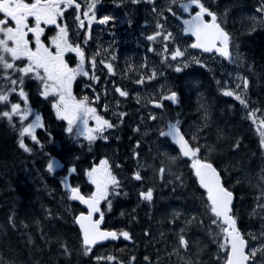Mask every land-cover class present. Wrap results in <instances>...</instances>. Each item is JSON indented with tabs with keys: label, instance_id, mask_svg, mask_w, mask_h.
I'll use <instances>...</instances> for the list:
<instances>
[{
	"label": "rangeland",
	"instance_id": "obj_1",
	"mask_svg": "<svg viewBox=\"0 0 264 264\" xmlns=\"http://www.w3.org/2000/svg\"><path fill=\"white\" fill-rule=\"evenodd\" d=\"M116 2L118 3L115 6L117 10H120L125 2L129 4L128 8H130V11L136 13L140 11L139 14L144 17L145 21L143 24L137 25V30L144 32L146 35L145 37L139 36L138 32H136V34L132 28L126 26L118 27L125 20H128V23L133 21V15L128 14L130 11L125 15L117 14L118 28L116 29V46L114 51L118 58L114 61L112 59L108 60L113 65L114 74H109L107 68L99 63L101 60L108 62V57H105L104 53L101 52L92 55L83 48L86 58L95 56L97 61L94 70L88 64H86V69L90 74L94 71L96 76H98L97 73L99 72L101 77L98 76L99 81L94 82L88 77L82 76L86 80L84 84H80L79 86L80 89H83V92H77L74 93V95L78 99L88 96L90 101H93L92 106L97 109L98 114L103 118L108 119L115 125V127L107 129L104 133V135L108 137L107 140L97 139L91 144L81 136H72L70 147L74 146V148H71L75 150L73 153L80 154L81 158L82 156L88 157V159L85 161L86 163L79 162L74 164L69 161L68 163H72V165L65 167V169L68 170L65 177L69 178V175L71 174L69 169L74 167L76 169L74 174L79 170L80 177H78V180L80 178L81 183L86 186L89 191L88 193L90 194L94 191V186L88 182L85 172L92 167V164H94L92 161H94V159H107L113 174L121 183V188L119 189L120 195H113L110 197L111 208L109 209L108 205L103 203L102 210H104V213L107 216V222L109 223L108 226H115L112 224L117 223L118 227L122 228V230H129L132 232V229L129 226L135 224V227L139 228L140 223H143L144 221L140 220L139 222L138 220L141 216H146L148 219L145 220L144 233H147V235L145 234V240L141 243L140 241L143 239V236L137 235V233L134 232L135 234L130 242L122 241L121 245H118L119 247H96L90 253L95 255L93 259L96 262H102V264L103 262L109 264V262L106 260L97 261L96 257L113 255L117 257V261L113 262V264H169L172 261H174V264H179L178 259L181 260L183 264H185L187 260H191L193 264H225L226 256L224 251L219 247V244L223 242V237L216 235L218 230L215 226L211 225L209 212L206 211L205 218L204 216H200V207L204 206L206 210V192L198 193V202L193 205L189 216L183 217L182 220L184 223L186 219L195 218L194 221L199 224L198 232L196 234H188L190 243L187 251L184 249H177L178 238L176 234L181 228H185L186 232L189 233L191 232V228L185 223L184 225L180 224L177 220L175 223L172 222L174 213L182 214V204H176L177 206L175 207L171 203L169 206L170 208L166 209L163 208V204L164 200L171 201L172 195L169 194L176 191L178 187L181 189V193L178 194L180 198L187 199L190 197L185 194L184 191L188 189L187 183L189 181L185 180L184 177L188 174V169H190L188 166L191 163H186V165L179 163L176 169V165L171 157H179L178 149L176 148V150L174 148V144L170 139L161 138L158 135V132L163 127L164 123L178 119L182 126V131L186 132L190 138L193 136L196 137V140H193V144L202 148V151L199 153V158H202V155L206 152L203 150L205 145H201L202 139H204L203 136L205 135L204 133L202 135L200 132L203 131V127L207 122L203 125L200 121L201 119L185 118L183 113L178 110L179 106H177V109L176 107L172 108L171 106H168L171 102L167 100H165L167 103L162 109L154 108L148 103L149 99H153L158 95H167L170 91L175 90V81L172 79L171 71L176 73L174 69L177 66V62L168 59L165 63H162V60L168 55V53H164L163 51L165 42L162 37H158L155 41H149L147 40V36L153 35L158 30L156 27L157 23H160L163 25L165 32H171L173 34V40L168 42L170 51L179 46L182 50L186 51V57L188 59L196 57L202 62L203 66L194 63L199 66V68L191 69L186 67L183 69L182 73L184 74L186 83L183 88L184 98L191 99V89L196 91L195 93L197 94V97H205L204 95L202 96L199 91L201 83H203L201 77L205 70H208V72H216L221 77L226 78V81L223 83L224 91H241L242 89H237L236 86L241 83V78H244L245 73L243 70L258 65L262 67L260 68L262 70L261 73L264 71V63L262 64L260 63V60H256L259 55L254 56L252 53L255 49L249 46V44L252 43L253 38H257L262 34L264 35L263 29H261L262 24L264 23L259 24L261 23V13L257 12V3H259L260 6V0H255L253 7H249L242 1L239 2L238 0H231L230 2L203 0L205 6L217 15L219 23L228 30L232 36L230 40L232 60H227L214 53L202 54V51L191 48L190 45L193 42V38L191 36H186L182 30L183 24H181L180 20L166 11L167 7L170 5V0H151V2H149V0H138L137 3H133L132 0L113 1V3ZM102 7L106 6L102 5ZM153 8H156L163 14L159 15L156 12H153ZM174 10L178 12L179 16L186 15L178 8L174 7ZM253 18H255V21ZM137 19L141 21L139 18ZM257 30L258 33H255L257 37H255L252 33ZM242 36L244 39H242ZM250 48L252 49L250 50ZM149 49L153 50L149 51ZM250 51L252 52L250 53ZM249 55V59H246ZM251 55L254 57H251ZM24 63H26V61H24ZM221 68L225 70L223 71ZM153 69H156L158 72L156 79L146 80L144 84H137L135 82L140 79L141 76L149 75ZM207 74L208 73H206V75ZM261 78L262 77H257L256 79L259 81ZM247 80L248 88L243 90V95L248 102V108L241 105L234 97L227 96L230 99V107L233 109V112L242 113V116L247 115L244 113L246 111L259 110L264 106V89L258 86L257 82H254L251 79ZM114 86L124 88L129 92V96L127 98L120 97L118 93L115 92ZM90 92H93V94L90 95ZM175 92L180 99V91ZM96 96H99V100L94 99ZM137 97H139V103L137 102ZM116 101H119V105H117ZM202 104L205 103L202 102ZM105 105H108L107 110H105ZM120 112L126 113L127 115L124 117L129 118L126 125L127 129L129 126L133 130L139 129V134L143 136L142 141H134L136 146L134 147V153L138 152L136 149L139 147H137V141H139L141 146L144 145L147 147V150L153 159L159 161V158H161L163 167H166L165 170L169 174L175 172L174 175L164 174L161 178L159 172L156 173L155 177L151 175L147 177L140 173L143 179L137 181L133 179V173L136 171L133 168L134 163L130 162V164L125 165V163L122 164L117 161L120 157L119 149L116 148V150H114L113 148L114 146H118L120 128H125L126 123L124 117L122 119L119 117L118 113ZM151 115H155L157 119L155 121L149 119ZM212 116L213 115H211L212 120L209 119V124L211 125L214 120H221L226 123L225 120H230L231 118L227 113H224L223 115L222 110L218 111L214 120ZM33 118L34 117L29 116L28 120H26V126ZM258 122L259 119L257 114L256 123ZM89 125L94 126V121L90 120ZM37 129H35V132ZM114 136L117 138L115 139ZM257 139H259L260 143L261 136L259 132H257ZM204 140L208 142V140ZM152 146H158L159 148L162 146L163 149H161V152L157 155ZM91 147H95V149L97 148L98 150H89ZM174 150L176 151L174 152ZM96 151H98V154ZM91 156H93L92 159L90 158ZM64 158L66 159L65 155ZM144 158H148V156L145 151H142L139 153V159L135 158V160L138 164H141L142 159ZM247 158V162L255 159L256 166H243L244 168H241L242 170L240 174V171H238L240 162L237 167H235L234 163L231 169L233 170L232 175L226 173L228 186L226 188L231 190L232 188H236L235 184H237L240 191L242 190L241 192L238 191L240 197L239 205L237 208H234L235 210L242 211V215L236 214L239 217V219H237V222H239L237 227L241 233L247 234L246 239L249 242V246L254 248L264 244V238H260V234L264 232V211L256 209L257 203H264V200H257V197L261 193V185L263 184L259 183L258 179H261V177L264 176V172L260 171V163L256 160L254 152H251ZM50 160L55 159L51 156ZM113 165L117 167V169L115 168L117 172H114ZM63 168L64 167L55 168L54 170H62ZM231 170L229 171L231 172ZM170 176L173 177L171 178ZM177 177H180V179L178 180ZM144 180H146V183L140 184ZM80 188L82 189V187ZM148 188L154 190L153 200L151 202L143 201L139 197L140 191L147 190ZM247 188H249L248 192H246ZM255 188H257V192H253ZM252 197H254V199H251ZM243 198L246 202H242ZM127 200L130 201L129 206H125ZM181 203H183V201H181ZM130 208L132 209V219H135L128 221V217L121 213L124 209L129 210ZM253 209H256L255 213L253 212ZM119 214H121V217H119ZM198 216L200 217L198 218ZM210 228L212 234L209 232ZM252 236H257L258 239L253 240ZM173 249H177V252H174ZM133 257L135 259H133ZM145 257H148V259L146 260ZM181 257H183V259ZM255 264H264V253L258 254Z\"/></svg>",
	"mask_w": 264,
	"mask_h": 264
},
{
	"label": "snow or ice",
	"instance_id": "obj_2",
	"mask_svg": "<svg viewBox=\"0 0 264 264\" xmlns=\"http://www.w3.org/2000/svg\"><path fill=\"white\" fill-rule=\"evenodd\" d=\"M97 2L98 0H83L84 7L82 8L78 0H0V104L8 108L6 111H0V116L7 118L10 122L14 118H18L22 125L29 116L34 117L27 126H22L20 129L19 146L25 151H31V149L25 145L24 137L30 136L33 141L39 143L34 133L35 129L43 127L41 116L30 107L28 94L24 90L26 79H34L39 82V94L45 99L55 97L51 106L55 110L57 118L67 122L65 131L68 134L81 136L91 144L97 139L107 140L108 137L104 133L107 129L115 127L108 119L98 114L97 109L92 106L93 101H90L88 96L78 99L73 94V81L78 76H86L94 82L99 81V77L95 75L94 71L90 74L86 69V64H88L94 70L97 61L95 56L86 58L81 46L70 42L67 25L58 23V20L64 17L65 12L72 8L75 9V20L80 28L85 27V21H87L90 29L93 22L106 24L114 19L111 16H103L98 19L95 11ZM132 2L137 3L138 0H132ZM174 7L190 15L189 19L182 20V30L185 34H191L195 37V42L190 45L191 48L200 49L206 53L215 52L227 60H232L230 36L221 27L217 15L205 6L203 0H170V5L166 11L177 19H181ZM153 12L159 15L163 14L156 8H153ZM257 12L264 14V3L257 8ZM206 15L211 17L210 21L205 20ZM253 20L255 21V18ZM260 22L264 23V20ZM48 25H55L57 32L48 39V43H45L44 26ZM156 27L158 30L153 35H148L147 40L155 41L158 37H162L165 42L163 51L168 53L162 63L168 59L177 62L174 69L176 72L183 71L190 63L202 65V62L196 57L188 59L186 51L179 46L170 51L168 42L173 40V34L165 32L160 23H157ZM30 35L31 39H29ZM88 38L90 37L86 33L85 43H87ZM152 50L149 49V51ZM66 53H75L78 58L75 67L69 66L65 59ZM24 61L26 63H23V66H18V62ZM99 63L107 68L109 74H114L113 65L110 62L101 60ZM157 75V70L153 69L149 75L141 76L135 82L144 84L146 80L156 79ZM236 87L242 90H226L223 95L234 97L241 105L248 108V102L243 95V90L248 88L247 78H241V83ZM114 88L120 97L127 98L129 96V92L124 88L120 86H114ZM13 94L19 97L18 102H10V96ZM94 99L99 100V96ZM165 100L171 101L173 104L179 103L175 91H170L167 95H158L149 99L148 103L154 108L162 109ZM137 102L139 103V97H137ZM116 103L119 105V101ZM107 108L108 105H105V110ZM258 111H248L246 118L256 123ZM118 115L122 119L127 114L120 112ZM149 119L155 121L157 117L151 115ZM90 120L94 121V126L89 125ZM257 131L261 136V146L264 147V119H259ZM158 135L161 138L170 139L178 147L179 156L191 159V168L198 178L200 187L206 192V211L210 213L211 225L218 230L216 235L223 237V242L219 244V247L226 256L225 264H255L258 254L264 253V244L259 247H250L248 240L238 229L237 219L233 214V192L224 187L220 173L213 163L199 158L202 148L192 143L196 137H187V134L182 131L178 119L164 123ZM138 146L139 141H137ZM134 158L139 159L138 152L135 153ZM176 158L171 157L173 161ZM59 166L55 160H49L47 169L52 172ZM75 171L74 167L69 169L70 173ZM164 174L165 168L161 166L159 175L162 178ZM85 175L88 182L94 186V191L89 195L83 194L79 186H72L67 177L61 183L65 188L67 199L79 201L87 207L86 213L81 212L74 219L75 224L80 229L84 254L87 255L92 251L93 246L100 242L109 239L116 240L121 237L130 240L131 236L129 232L124 230L115 231L101 228L104 220L101 204L102 202L106 203L110 209V197L120 195L119 189L121 188V183L113 174L109 161L101 159L98 165H93L86 170ZM133 179L137 181L143 179L139 170L133 173ZM177 179L179 180L180 177ZM261 180H264V176L261 177ZM153 192L152 188L142 190L139 197L143 201L151 202ZM257 200H264V184L261 185V193ZM256 209L264 211V203H257ZM256 209H253L254 213ZM96 214L99 218H94ZM179 218L180 213H174L172 222L175 223ZM194 219H188L186 224H192ZM209 232L212 234L211 228ZM145 234L147 235V233ZM176 235L178 238L177 249L187 251L190 241L185 228H181ZM260 238H264V232L260 234ZM252 239L257 240L258 237L252 236ZM61 247L65 253L70 254L65 244H62ZM177 249H173V251L177 252ZM181 258L183 259V257ZM96 259L97 261L106 260L109 264L117 261V257L113 255L96 257ZM133 259L135 258L133 257ZM145 259L147 260L148 257ZM185 264H193V262L187 260Z\"/></svg>",
	"mask_w": 264,
	"mask_h": 264
},
{
	"label": "trees",
	"instance_id": "obj_3",
	"mask_svg": "<svg viewBox=\"0 0 264 264\" xmlns=\"http://www.w3.org/2000/svg\"><path fill=\"white\" fill-rule=\"evenodd\" d=\"M220 1L230 2L231 0ZM238 1H242L249 7H253L255 4V0ZM262 3L264 0H260V4ZM258 6L259 3H257V8ZM255 33H258V30L252 33L253 36L257 37ZM242 39H244L243 36ZM249 46L255 49L252 53L254 56L259 55L256 60H260V63L263 64L264 35L253 38ZM253 55L251 57H254ZM249 57L250 55L246 59ZM23 63L18 62V66H23ZM187 68L196 69L199 66L190 63ZM260 68L262 67L258 65L246 68V78L251 77L255 82L256 78L261 75L262 70ZM221 69L223 70V68ZM206 73L208 74L206 75ZM171 76L175 81L174 91H180L181 95H179V105L169 101L171 103L168 106L176 107V109L179 106L178 110L183 113L185 118L201 119L203 125L208 123L200 132L202 135L204 133L203 138L208 140L206 142L202 139L201 145L206 147L203 148L206 152L202 158L212 162L215 167H221L219 169L224 179V185L227 186L226 173L232 175V165L234 163L235 167L239 165L242 158L240 155L242 147L247 156L251 152H255L256 140L253 137V128L248 125V122L244 124L238 119L239 112H233L230 107V99L223 95L221 88L224 86L223 83L226 78L221 77L216 72L205 70L201 77L203 83L199 88L200 93L205 97H197L196 91L191 89V99H189L183 97V88L186 83L182 71L176 73L171 71ZM24 90L28 94L30 107L41 116L43 127H39L35 132L39 143L33 141L31 137H24L26 146L31 149V151H25L19 146V140L21 138L20 129L22 126H26L27 121L23 122L22 125L18 118H14L10 122L7 118L0 116V264H100L93 259L95 255L84 254L80 230L74 223L75 216L83 208L78 202L67 199L65 188L61 183L68 172L65 167L71 166L72 163H86L88 157L82 156L81 158L80 154L73 153L75 150L71 148L74 146L70 147L72 135L65 131L67 122L58 119L51 106L55 98L48 97L45 99L42 97L39 94V82L34 79L25 80ZM18 101L17 95L10 96V102ZM202 105L203 107H201ZM6 110L8 108L0 104V111ZM220 110H222L223 115L227 113L231 117L230 120H225L226 123L221 120H214L212 125L209 124L210 114L215 119ZM243 134H245L246 139H243ZM139 135V131L133 130L130 126L128 129L126 126L121 128L120 135H118V146L113 148L114 150L119 149V160L123 156L134 158V147H136L134 141H140ZM187 137H189L188 134ZM136 150L138 153L142 152L139 147ZM147 153L150 158H153L148 150ZM51 156L63 160L65 167L62 170L49 172L47 164ZM90 158L92 159L93 156ZM69 161L72 163H68ZM79 174V170L75 174L71 173L68 182L71 185L82 187V192L89 195L86 186L81 183L80 178L78 180ZM190 180L192 181V179ZM235 186L236 188L231 190L235 193L236 203L234 206L237 208L240 201L238 192L240 189L237 184ZM184 191L190 197H196L195 194L199 197L198 193L205 192L199 187L188 188ZM233 212L236 219H239L237 215H242L241 210L234 209ZM121 214L126 215L128 221L135 219H132L131 208L129 210L124 209ZM140 220H142L141 217L138 221L140 222ZM106 226L110 227L108 223ZM129 227L137 229L132 225ZM142 227V223H140L139 228ZM114 228L120 227L114 226ZM62 244L67 246L70 254L64 252L61 247ZM113 244L115 243L108 242L96 247L109 248Z\"/></svg>",
	"mask_w": 264,
	"mask_h": 264
},
{
	"label": "flooded vegetation",
	"instance_id": "obj_4",
	"mask_svg": "<svg viewBox=\"0 0 264 264\" xmlns=\"http://www.w3.org/2000/svg\"><path fill=\"white\" fill-rule=\"evenodd\" d=\"M113 1L114 0H103V1L102 0H98V2L96 4L95 11H96V16H97L98 19L102 18L103 16H111V17L114 18V19L110 20L106 24H100L98 22H93L91 27H90V29H89V27L87 25V21H85V27L84 28H80L78 26V23L75 20L76 13H75V9L74 8L68 9L65 12L64 17L62 19L58 20L59 24L67 25V27L69 29L70 42H72L73 44H79L81 46L82 50L84 48L86 51H88V53L90 52L92 55L99 54L101 52L104 53V56L108 57L107 61L109 59H112V57H115V59L118 58L116 56V52L114 51L115 50V46H116V43H115L116 42V39H115L116 38V32H117L116 29L118 27L126 26V27H129V28H132V30L135 33L138 32L139 36L145 37V35H146L144 32L137 30V25H141L145 21L144 17L141 14H139L140 11H138V13L130 11V8H128L129 4H127L125 2L123 4V6H121L120 10H117L115 8V6L118 3L117 2L113 3ZM78 2L81 3V6L83 8L84 7L83 0H78ZM102 5H105L106 7H102ZM129 11H130V13H128ZM118 13L121 14V15H125L126 13L132 14L133 15V21L131 23H128L129 21L125 20L124 22H122L121 25L118 26V15H117ZM185 14H186L185 16H189L188 13H185ZM137 18H139L141 21H139ZM30 23H32L31 20H30ZM128 25H130V26H128ZM44 27H45L44 40H45V43H48V39L56 34L57 28H56L55 25H48V26H44ZM86 33L90 37V38L87 39V43H85ZM29 39H31V35L29 36ZM216 54H218V53H216ZM65 59L68 62L70 67H75L76 63L78 62V58L76 57L75 53H66L65 54ZM115 59H112V60L114 61ZM243 71L245 73V70H243ZM99 74L100 73L98 72L97 75L99 77H101V75H99ZM259 77H262L261 80L259 79V81H256V82L258 83V86H260V87H262L264 89V71H263V74L261 73V75ZM244 78H246L245 75H244ZM85 81H86L85 78L82 77V76H78V78H76V80L73 81V94L77 93V92H80V93L83 92V89H80L79 86H80V84H84ZM92 94H93V92H90V95H92ZM163 104L165 106V102H163ZM244 113L246 115L247 111L244 112ZM257 114H258V119H264V106H262L259 109ZM246 116H242V113H239V118L238 119H240L244 124L246 122H250L251 127L253 128L252 129L253 137L256 140L254 155H255L256 160H258L259 163H260V166H259L260 167V171L264 172V147L261 146V144L259 143V139H257V132H258L257 131V127H258V123L259 122L258 123H253L251 121V119L246 118ZM127 119H129V118L128 117H124V121H126ZM254 124H256V126H254ZM243 128H245V127H243ZM243 139H246L245 138V134H243ZM251 142H253V141L251 140ZM96 146H97V144H96ZM244 146H245V143H244ZM97 148H98V146H97ZM97 148L95 149V147H91L89 149L98 150ZM153 149L156 151V154L159 155V153L161 152V149H163V147L160 146V148H159L158 146H154ZM175 151L176 150H174V152ZM174 152H172V153H174ZM96 153L98 154V151H96ZM245 154L246 153H245V151H244V149L242 147V149L240 151V155L242 156V158L240 160V167H238L239 171H240V174H241V170H242L241 168H244L243 166H246V165H250L251 167L254 166V165L256 166L255 159L254 160H250V161L247 162L246 160L248 158H247V155H245ZM54 159L60 165L58 168L65 167V163H64L63 160H61L60 158H54ZM160 159L161 158H159V161H157L155 159L144 158V159H142V163L138 164L134 158H131V156H128V158H126V156H123L120 160H117V161H119L122 164L125 163V165H128V164H130V162H132V163H134V166H133L134 170H136V171L139 170L141 174H143V175H145L147 177H149L150 175L155 177L156 173L159 172V169L161 168V166H163L162 165V159L161 160ZM200 159L205 160L204 158H200ZM99 160L100 159H94V161H92L94 163V164H92V166L95 165V164L98 165L99 164ZM174 163H175L176 169H177V166H178L179 163L186 165V163H192V161H191V159H186V158H183V157L181 158V156H179L178 158H176ZM188 167L190 168V169H188L189 172L184 177L185 180H189L188 183H187L188 188H190V189H195V188H198V187L201 188L200 185H199L198 178L195 176L194 170L191 168V164ZM115 168L117 169V167L115 165H113L114 172H117V170ZM216 168L218 169V167H216ZM219 168H221V167H219ZM165 174L166 175H174L175 172L169 174L166 171ZM170 177L172 178L173 176H170ZM190 179H192V181ZM222 179H223V176H222ZM258 182L264 184V180L258 179ZM143 183H146V180L142 181L140 184H143ZM201 189L203 190V188H201ZM256 190H257V188H255V190H253V192H257ZM248 191H249V189L246 192H248ZM173 193L169 194V195H172L171 201H165L164 200V204H163L164 207L163 208H165V209L166 208H170L169 206H170L171 203L175 207L177 206L176 204H180V205L182 204L181 205L182 214L180 215V218L177 220V222H180V224L184 225V223L186 224V221L188 219H186L184 221V223H183L182 222L183 217L189 216V214L191 213L193 205L198 202V196L194 193L196 197L192 196V197H189L187 199L180 198L178 194L181 193V189L179 187ZM251 199H254V197H252ZM242 200H244V202H246L244 198ZM181 201H183V203H181ZM126 202H127V204L125 206H129L130 205L129 201L127 200ZM103 203L104 202H102V204H101V208L102 209H103ZM234 203H236V199L233 202V210L235 208V206H234L235 204ZM174 206H172V207H174ZM102 211L104 212V210H102ZM200 212H201L200 216H204V218H205L206 210H205L204 206L200 207ZM233 214H234V212H233ZM104 216H105V221H104L105 223H104L103 227H107L106 225L108 223L107 222L108 220H107V216L105 215V213H104ZM200 216H198V218ZM234 216H235V214H234ZM141 218H142V221H144L142 223V226H143L142 228L133 229L131 227L132 232H130L129 230H126V231L129 232V234L131 236V239H133V235L135 233L143 236V239L141 240V243H143L144 240H145V233H144L145 232L144 231V229H145V220L148 219V218L146 216L145 217L141 216ZM108 225H109V223H108ZM112 225H115L116 227H118L117 223H113ZM186 225H188L191 228V230H190L191 232H189L188 234H196L198 232L197 231L199 229L198 222L194 221L192 224H186ZM133 226H135V224ZM107 228L115 229L116 231L122 230L120 228H114V226H110V227H107ZM242 234L245 236V238H247V234H245V233H242ZM130 240H125L123 237H121V238H119V240L117 242H112V241H110V242L111 243H115V244H113L111 246L119 247L118 245H121L122 241L130 242ZM159 251H160V249H159ZM178 263L179 264H183V262L181 260H179V259H178ZM100 264H102V262H100ZM103 264H106V263L103 262ZM169 264H174V261H172Z\"/></svg>",
	"mask_w": 264,
	"mask_h": 264
},
{
	"label": "water",
	"instance_id": "obj_5",
	"mask_svg": "<svg viewBox=\"0 0 264 264\" xmlns=\"http://www.w3.org/2000/svg\"><path fill=\"white\" fill-rule=\"evenodd\" d=\"M190 18V16L189 17H187V18H183V17H181V22H182V20L183 19H189ZM205 18V17H204ZM211 19V18H210ZM210 19H209V21H210ZM205 20H208V19H206L205 18ZM182 24V23H181ZM221 25V24H220ZM221 27H222V25H221ZM223 28V27H222ZM224 29V28H223ZM225 30V29H224ZM226 31V30H225ZM227 32V31H226ZM228 33V32H227ZM229 34V33H228ZM189 36H191L192 38H193V43L195 42V37L194 36H192L191 34H188ZM197 50H200V49H197ZM202 51V50H201ZM203 52V51H202ZM206 53V52H205ZM213 53V52H212ZM175 146V145H174ZM177 147V146H176ZM177 149H178V147H177ZM221 180H222V178H221ZM222 184H223V181H222ZM224 185V184H223ZM225 187V186H224ZM82 191V190H81ZM231 191V190H230ZM83 193V192H82ZM84 194V193H83ZM233 197H234V193H233ZM76 202H78L79 204H80V206L83 208V211H81V212H87V207L85 206V205H83V204H81L79 201H76ZM233 202H234V198H233ZM80 212V213H81ZM77 215H79V214H77ZM94 218H99V216H98V214H96V215H94ZM104 221H105V216H104V220H103V222H102V224H101V228L102 229H105V230H108L107 228H104L103 227V225H104ZM75 223V222H74ZM77 225V224H76ZM78 226V225H77ZM78 228H79V226H78ZM80 230V229H79ZM109 230H115V229H109ZM116 231V230H115ZM119 239H116V240H111V239H109V240H106V241H103V242H100V243H98V244H96L95 246H97V245H99V244H104V243H106V242H108V241H114V242H117ZM94 247V246H93Z\"/></svg>",
	"mask_w": 264,
	"mask_h": 264
},
{
	"label": "bare ground",
	"instance_id": "obj_6",
	"mask_svg": "<svg viewBox=\"0 0 264 264\" xmlns=\"http://www.w3.org/2000/svg\"><path fill=\"white\" fill-rule=\"evenodd\" d=\"M214 166H215V165H214ZM216 167H217V166H216ZM218 169H219V168H218ZM218 169H217V170H218ZM218 172L220 173V176H221L222 174H221L220 169L218 170ZM221 178H222V176H221ZM223 180H224V179H222L221 181H223ZM223 184H224V181H223ZM224 186H225V185H224ZM225 187H227V186H225ZM233 193H234V192H233ZM234 200H235V193H234Z\"/></svg>",
	"mask_w": 264,
	"mask_h": 264
}]
</instances>
